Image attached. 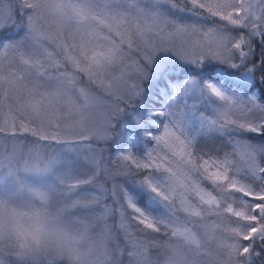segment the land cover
I'll return each instance as SVG.
<instances>
[{
  "label": "snow or ice",
  "instance_id": "obj_1",
  "mask_svg": "<svg viewBox=\"0 0 264 264\" xmlns=\"http://www.w3.org/2000/svg\"><path fill=\"white\" fill-rule=\"evenodd\" d=\"M257 90L264 0H0V196L75 226L0 264H264Z\"/></svg>",
  "mask_w": 264,
  "mask_h": 264
},
{
  "label": "clouds",
  "instance_id": "obj_2",
  "mask_svg": "<svg viewBox=\"0 0 264 264\" xmlns=\"http://www.w3.org/2000/svg\"><path fill=\"white\" fill-rule=\"evenodd\" d=\"M0 223L4 225L2 237L5 244L9 241L19 251L33 245V237L39 236L41 243H57V236L63 234L69 241L75 234V226L63 218H57L56 210L50 204L32 197L27 202L13 201L0 196ZM21 245L24 247L21 248ZM34 246V245H33ZM60 264H76L65 252L58 256Z\"/></svg>",
  "mask_w": 264,
  "mask_h": 264
},
{
  "label": "trees",
  "instance_id": "obj_3",
  "mask_svg": "<svg viewBox=\"0 0 264 264\" xmlns=\"http://www.w3.org/2000/svg\"><path fill=\"white\" fill-rule=\"evenodd\" d=\"M175 75L180 77L183 76L184 73L177 71ZM228 79H231V77H228ZM257 95H264V93L257 90ZM262 99H264V97H262ZM138 111L137 108H133L129 113L123 116L121 121L128 120V122L134 123V126H131L129 131L125 129L121 136L114 138L109 148L110 151H131L139 155L151 147V142L148 140L144 132L139 129L133 118ZM121 121L118 123V127L120 126Z\"/></svg>",
  "mask_w": 264,
  "mask_h": 264
},
{
  "label": "rangeland",
  "instance_id": "obj_4",
  "mask_svg": "<svg viewBox=\"0 0 264 264\" xmlns=\"http://www.w3.org/2000/svg\"><path fill=\"white\" fill-rule=\"evenodd\" d=\"M119 123V122H118ZM136 123V122H135ZM134 123H130V122H128V120H123V121H121V123H120V125H123V131L125 130V129H127L128 131H129V129L131 128V126H134L133 125ZM122 131V132H123Z\"/></svg>",
  "mask_w": 264,
  "mask_h": 264
}]
</instances>
